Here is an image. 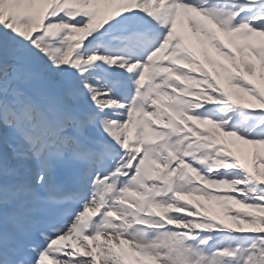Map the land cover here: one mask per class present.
Masks as SVG:
<instances>
[{
  "label": "snow or ice",
  "instance_id": "snow-or-ice-1",
  "mask_svg": "<svg viewBox=\"0 0 264 264\" xmlns=\"http://www.w3.org/2000/svg\"><path fill=\"white\" fill-rule=\"evenodd\" d=\"M0 264H264V0H0Z\"/></svg>",
  "mask_w": 264,
  "mask_h": 264
}]
</instances>
